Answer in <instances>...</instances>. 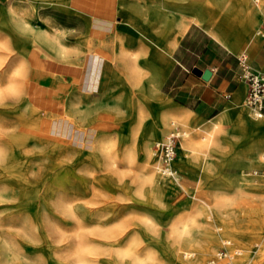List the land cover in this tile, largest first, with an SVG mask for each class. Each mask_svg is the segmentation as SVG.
<instances>
[{"label":"rangeland","instance_id":"rangeland-1","mask_svg":"<svg viewBox=\"0 0 264 264\" xmlns=\"http://www.w3.org/2000/svg\"><path fill=\"white\" fill-rule=\"evenodd\" d=\"M85 1L78 0V3ZM146 1L162 10L175 9V4L181 6L189 2ZM195 1L205 8L202 20L204 25L209 30H219L228 41L235 44L232 52L237 59L245 54L247 62L257 64L254 55L264 45L254 31L264 19V0H259L258 4L253 0H223L226 7L221 9L213 6L211 0ZM8 2L9 0H0V11L6 12ZM29 4L37 13L32 25L44 29L47 19L50 20L51 29L63 31L70 47L86 35L88 20L72 8L75 6L73 0L69 5L45 0H31ZM258 7L263 8L257 13ZM5 15L0 16V19ZM6 20L0 24L3 35H9L13 31ZM247 21L251 23L248 25ZM123 27L132 30L127 25ZM15 31L14 47L11 50L0 47V60H3L0 64V264H77L75 259L81 255L89 264H104L102 261L105 259H113L117 249L128 246L133 248L142 264H170L165 256V248L172 240L171 224L181 227L180 222L187 215L194 214L196 203L204 201L212 205L216 200L227 203L229 211H226L239 219L247 233H250L249 236L237 240L224 231V226L209 210L205 214L199 212L194 214L195 219L208 223L216 240L202 254L192 248L180 249L175 263L178 260L196 259L193 264H206L209 259H216V253L222 248L235 255L227 264H244L245 255L254 254L258 249L256 242L259 236H264V215L262 225L255 230L250 228L249 221L251 212L257 207L264 214V176H252L251 171L263 172L264 158L261 152L255 156H250L247 152L252 134L241 128L239 116L243 113L244 118L253 122H264V116L257 118L250 113L244 103L245 95L235 111L223 113L217 120L216 128L212 130L220 150L207 152L205 163L201 155L194 158L183 157L182 146L185 141L182 137L172 162L177 174L175 177H167L156 168L157 156L154 153L156 141L165 138V135L144 139L147 127L157 116L162 115L164 99L159 92L149 91L150 80L144 79L145 75L140 69L137 71L140 76L137 84L118 74L108 90L94 94L82 92L77 96L79 111L82 113H73L78 115L70 120L76 127L87 131L86 140L55 137L44 127L41 114L37 127L35 115L24 97L28 61L47 55L28 40L25 41L26 33ZM85 52L86 49L74 50L70 60L65 61H73ZM258 58L262 60L264 52ZM13 60L21 68V72L10 80ZM237 61L242 78V66ZM242 80L245 82L243 78ZM10 81L14 82V90L6 92ZM245 86L247 89V84ZM89 112L97 116L96 127H86L89 124L85 126L79 119L80 114ZM189 115L190 118L185 121L168 117L165 133L170 120H174L183 125L187 135H194L199 139L203 134L199 129L210 131L209 126L216 119L213 114L208 119L194 112ZM196 127L200 128L196 130ZM132 128L134 132L131 131ZM96 137L107 140V147L115 157L113 167H106V158L90 150ZM124 147L131 149L129 164L120 158ZM66 151H71L72 155H81L83 181L86 182L93 176L88 183L89 188H80L78 201L84 205L80 210L84 219L80 223L63 211L62 170L68 165L73 168L78 164L66 159ZM63 159L65 163L62 164ZM148 170H152L155 180L162 183L160 190L154 193V184L144 183L143 194L134 201L128 199L121 191V186L112 180L116 171L123 174L121 180L131 181L139 175H146ZM176 177L179 185L174 180ZM240 178L249 182L253 188H238ZM223 212L226 215L225 210ZM96 215L101 217L97 219ZM99 220L101 229L112 225L124 227L126 234L119 245H112L98 234ZM198 230L199 227L193 228L196 234ZM225 239H229L230 243L223 242ZM234 248H240L242 253H233ZM182 250H191L194 255L182 257ZM219 260L222 262L224 259Z\"/></svg>","mask_w":264,"mask_h":264},{"label":"crops","instance_id":"crops-1","mask_svg":"<svg viewBox=\"0 0 264 264\" xmlns=\"http://www.w3.org/2000/svg\"><path fill=\"white\" fill-rule=\"evenodd\" d=\"M73 1L72 8L88 20L86 35L74 47L86 52L73 61L49 56L28 61L24 91L37 127L42 116L44 127L55 137L87 139V131L66 115L71 93L108 90L115 76H126V65L137 63L144 79L158 80L159 94L184 109L188 118L190 112L206 119L234 112L246 95L232 52L236 46L224 44L204 25L200 2L188 0L162 10L146 0ZM262 52L264 46L254 55L257 64L264 63L258 58ZM194 68L209 69V79Z\"/></svg>","mask_w":264,"mask_h":264},{"label":"bare ground","instance_id":"bare-ground-1","mask_svg":"<svg viewBox=\"0 0 264 264\" xmlns=\"http://www.w3.org/2000/svg\"><path fill=\"white\" fill-rule=\"evenodd\" d=\"M35 1H38V0H35ZM45 1L53 2L55 4L62 3V4L69 5L71 0H45ZM211 1L213 3V6L217 8L221 9V8L226 7V4L223 2V0H211ZM253 1H257L256 4H258L259 0H253ZM30 2L31 0H9L8 9L6 10V12L0 11V16L6 14L3 18L0 19V24L5 19H7L6 24L12 27V30H13L12 33H10L9 35H3L1 34V31H0V47L1 48L6 49V50H11L14 47V44H15V34L14 33H16L15 31L16 29L20 32L22 31L23 33L27 34L28 38L26 37L25 41L28 40L29 43L31 42L32 45L38 47L42 51L43 54L50 56V57H60V58L67 59L70 57L71 53L74 50H81L79 47H74V45H71L70 47V45L67 44L66 37L63 31H60L58 28L51 29V25L49 23L50 20L48 21L47 19L46 24H45L46 28L44 29L37 28L34 25H32L33 18L36 16L37 13L34 7L30 8L31 6L29 4ZM263 5L264 4H262V6ZM262 8L263 7H258L257 13L261 11ZM246 23L249 25L251 22L247 21ZM210 31L217 39L222 41L224 44L230 47H232V45L234 44L228 41L224 37V35L220 33L219 30L215 31L214 29L211 28ZM254 34L257 35L256 30L254 31ZM2 62L3 60H0V64ZM10 68L11 70H10L9 75H10V80H11L14 75L19 74L21 72L20 70L21 68H19L16 65L14 60L11 62ZM140 68L138 65H135V64L125 66L126 78L132 81L133 84L135 83L137 84L138 81H140L139 80L140 76L137 75L139 74L137 71ZM158 85H159L158 80H150L148 84L149 91L159 92ZM121 87L123 88V86ZM13 90H14V82L10 81L6 92H12ZM0 97H1V92H0ZM163 99H164V103H162L163 113L161 116H157L155 120H153L152 123L147 127L146 132L144 134L145 140H149L154 135L161 136L163 134L165 135L164 137L166 138L167 135L171 132L169 128V130L167 129L168 132L166 130L167 134L165 133V123L168 117L177 119L179 121H185L186 119H188V114L184 109L180 107H175L174 104L165 97H163ZM78 103H79V99L77 98V96L74 95V93H71L69 105H68L67 112H66L67 113L66 115H68L69 119L73 118V116L75 115V114L73 115V113L80 112ZM26 104H28L27 101H26ZM95 112L97 111L95 110ZM92 113L93 112H89L86 114L83 113L82 115L80 114L79 119L84 124L81 122L79 123L85 126L89 124V126H86V127H96V117L97 116L96 114H92ZM222 115L223 113H220L217 116H215L216 119L212 122L211 126H209L210 131L209 130L206 131L203 128L199 129L200 127L195 128L196 130L199 129L200 131L203 132V134L200 135L199 139H197L196 136L194 135H190V134L187 135V132L184 129L183 137H184L185 142L182 146L183 157L187 158L189 156V157L194 158V157L201 155V158L203 162L205 163L207 152H210V151L217 152L220 150L219 143L216 142L215 140L216 137L214 136L213 134L214 131L212 130L216 128L217 122H218L217 120L220 119ZM262 117L263 115L257 118H262ZM239 118L241 120V128H243L246 131H250L252 134V137L249 140L247 148H246L247 152L250 154V156H255L257 153L261 152V156L264 158V122L263 121L253 122L249 119L244 118L243 113H240ZM170 121H174V120H170ZM131 131L134 132L133 128ZM165 138H162V140H164ZM160 140H157L156 143L160 142ZM90 150L92 151V153L96 152L100 154L101 157L106 158L105 161L103 160L105 162L106 167L109 168L115 165V157L111 153L109 148L107 147V140L105 138L102 137L98 139V137H96L95 140L92 142ZM65 157L68 161H73L78 164L76 167H73V168L72 166H69V165L65 168L63 167L64 169L62 168L63 170H62L61 187L63 188V191H64V195L62 197L63 211L65 215L73 217L77 223H80L84 219L83 214L80 211L82 210L84 205L78 201V199L80 198V194H81L80 188H89L88 183L89 181L90 182L92 181L91 178L93 176L91 175V178L90 179L88 178L86 182L83 181V178H82L83 176H81V166H80L81 155L80 154L72 155L71 151H66ZM120 158L122 159L124 163L129 164L131 162V149L129 147L127 148L124 147ZM158 162H159L158 159L155 157L156 168H158L157 166ZM61 163L62 164L65 163V160L63 159ZM176 174L177 173L173 174V177H175ZM121 175L123 174L116 171L112 176L113 183L121 186L120 188L121 191L124 194H126L128 196L127 198L130 199L131 201L137 200L143 194L142 184L144 183L146 185L154 184V187H153L154 193H157L160 190V187L162 184L161 182H158L155 180L156 178L152 170H148L146 175H139L133 178V180L131 181L121 180ZM165 176L168 177L167 174ZM174 180L179 185L177 177L174 178ZM229 185H231V183ZM237 186L238 188H246V187L253 188L251 184L249 185V182H245L243 178H240V180L237 183ZM210 194L213 195L212 192ZM226 209H227V203H225V201H222V200H216L215 202L212 203V205L204 201H199L198 203H196L194 214H197L199 212L205 214L209 210L211 213L215 215V217H217L216 219L224 226L225 228L224 231L227 232L229 235H231L237 240H243L247 238L250 233H247L248 231L244 229L239 219L232 216L228 212L229 209H227L228 211H226ZM223 210H225L226 215L223 214L224 213ZM194 214L187 215L180 222L181 227H178L175 223L171 224L170 233H171L172 240L169 241V243L166 245V248H165V256L170 262V264H193L196 259L195 260L194 259L193 260L192 259L191 260L190 259L189 260H178V263L177 262L175 263L178 251L180 249L192 248L195 251H197L198 254H202V253L207 252L210 246L212 245V243L216 240L215 233L213 232L209 224L203 221L199 222L198 220L195 219ZM262 215L264 214H262L260 207L255 208L251 212V217L249 221L250 222L249 225L251 229L255 230V228L260 227L262 225L263 223ZM208 216H210V214H208ZM100 217H101L100 215H96L97 219ZM99 226H100V220L98 221V227ZM194 227H199L198 234H196L193 231ZM99 228H98V234L100 236H104L108 240V242H111L112 245L114 244L119 245L122 242L126 234L124 227L121 225H112V226H108L107 228H102V229L101 228L99 229ZM259 237H260L259 240H257L256 242L258 249L254 252V254L245 255L244 258L246 260L244 264H264V236H259ZM223 242L230 243V240L225 239L223 240ZM232 251L233 253H236L237 255L242 253V250L240 251V248L239 249L234 248V250ZM217 254L218 252L216 253V256ZM192 255H194V252H191V250H182L181 252L182 257H190ZM234 256L235 255L231 253V259ZM112 258L114 260L113 259L108 260L107 258V260L105 259L102 262H104V264H142L143 263L139 259L138 255L133 250V248H131L130 246H128L127 248L125 247L122 249H117L116 252L113 254ZM213 260H214L213 264H227L229 262L228 259H224L222 262H220L221 260L217 259V257L216 259L211 258L208 261H213ZM75 262L77 264H89V262L85 260V257L83 255L78 256L77 259H75ZM207 263L208 262H206V264Z\"/></svg>","mask_w":264,"mask_h":264},{"label":"built area","instance_id":"built-area-1","mask_svg":"<svg viewBox=\"0 0 264 264\" xmlns=\"http://www.w3.org/2000/svg\"><path fill=\"white\" fill-rule=\"evenodd\" d=\"M257 2V1H256ZM256 34L264 42V19L256 28ZM238 60L242 66V78L247 84V92L244 98V103L250 110V113L254 117L264 116V63L253 64L247 62V56L241 54ZM170 133L167 137L155 144L154 153L158 159V170L162 174L173 175L176 173L175 168L172 166V162L177 155L180 139L184 134V127L179 122L170 123ZM261 171V170H260ZM263 172L259 170H252V176H264ZM217 259L231 260V253L225 248H222L217 254ZM213 261H208L207 264H213ZM230 264H235L230 263Z\"/></svg>","mask_w":264,"mask_h":264},{"label":"water","instance_id":"water-1","mask_svg":"<svg viewBox=\"0 0 264 264\" xmlns=\"http://www.w3.org/2000/svg\"><path fill=\"white\" fill-rule=\"evenodd\" d=\"M193 72L200 75L203 79H209L211 72L209 69L200 70L198 68H194Z\"/></svg>","mask_w":264,"mask_h":264}]
</instances>
